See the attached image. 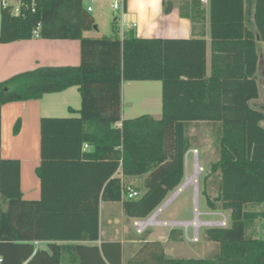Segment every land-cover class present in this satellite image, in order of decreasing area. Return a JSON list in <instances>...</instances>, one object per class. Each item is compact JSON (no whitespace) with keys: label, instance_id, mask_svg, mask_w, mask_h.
I'll list each match as a JSON object with an SVG mask.
<instances>
[{"label":"trees","instance_id":"1","mask_svg":"<svg viewBox=\"0 0 264 264\" xmlns=\"http://www.w3.org/2000/svg\"><path fill=\"white\" fill-rule=\"evenodd\" d=\"M28 4L14 15L1 2L0 42L31 39L35 30L45 39H78L81 62L1 81L0 115L5 103L72 86L81 109L80 116L41 118V195L35 200L23 197L21 161L1 156L0 120V264H264V234L256 227L264 219V210H256L264 206V111L253 104L261 94L264 0L255 1L252 20L245 0H209V75L202 37H85L96 22L83 0ZM190 5L183 4L180 15L204 24L202 0ZM149 80L163 85L161 118L123 119V82ZM201 124L214 129L217 158L210 173L218 179L217 196L203 195L210 209L230 211V225L205 231L219 252L174 257L161 240H152L123 261L121 242H100L101 202H121L130 218L150 217L183 185L190 131ZM126 176L145 177L137 197H128ZM168 239L184 240L183 229H171Z\"/></svg>","mask_w":264,"mask_h":264},{"label":"crops","instance_id":"2","mask_svg":"<svg viewBox=\"0 0 264 264\" xmlns=\"http://www.w3.org/2000/svg\"><path fill=\"white\" fill-rule=\"evenodd\" d=\"M83 1L84 3H88L86 6L88 8L91 7L92 9L90 12H92L95 9L94 6H98L101 11H104L106 3L111 1H114L111 4V6L114 8L113 4L116 0ZM167 1L168 0H159L161 11L158 16H155V18H153L152 16V7L150 0H134V6L131 9L129 8V0H123L122 2H120L121 7H119L117 10L121 11V24L124 14L127 13L130 17H137V22L141 25L143 31L140 33V35H137L134 28L124 30L121 27V33L120 35H118V37L123 38L124 36L129 34H134L137 37L141 38L156 37L188 39L202 37L207 41V71L209 75L212 54L209 0H202L203 8L206 9V22L204 24L196 22L194 23V25L189 18L182 17L180 15L181 6L184 4V6H186V9H188V7L191 6V0H171L173 2V9L169 13L166 12ZM255 1L256 0H245V9L250 20H252L254 16ZM100 15H102V13ZM94 19L96 22V17H94ZM117 19L118 18H116V20ZM117 22L118 21H116V23ZM98 28L99 24H97V28L86 31L84 33V36L97 38L98 36H96L94 32ZM114 38H117V36H115ZM80 62L81 42L78 39H45L41 37H33L31 39L18 40L7 43L0 42V82L10 78L11 76L19 72L35 69L41 66L78 65L80 64ZM125 82H123V85ZM74 90H78L79 92L77 86H72L61 92L45 94L42 98L39 99L12 101L3 104L1 107V156L3 158L19 159L21 161V189L23 192V197L25 199L35 200L39 199L41 195L40 178L37 174V168L39 167L41 162V118L80 116L79 110L81 109V106L79 107L73 105L68 101V99L70 100V97H72V95L75 96L76 91ZM59 98L62 99L59 101H62L60 103L61 105L57 102ZM58 107L68 109L71 116H54V114L52 113ZM148 114L154 118H160V116L156 117V114ZM122 118L125 119L123 111ZM19 119L20 123H23L21 129L19 128V131L15 133L14 127ZM28 126L29 135H27ZM196 127L206 126L201 124L200 126ZM86 148L89 149L88 146H85V149ZM117 175L122 176L121 170H119ZM144 178V176H126L123 177V181L127 187H133L131 186V183L137 181H141L143 185ZM178 189L179 188L175 190L176 193ZM28 196L29 198H27ZM105 203H111L113 204V206H116L115 209L109 210L107 214L109 217L118 215V217L121 218V221L123 222L122 225L126 224L129 226V220H135V218H130L124 214L121 202L102 201L100 204V242H121L122 259L123 261H125L128 258L125 256L124 251L125 240L123 238H115L110 236L108 238L104 237L102 214L103 205ZM107 225H110L109 222H107ZM155 226L159 225H152V228H154ZM109 234H111V236H114V230L109 231ZM152 240H161L163 242L162 239H147L145 241ZM36 246L46 248L47 243L38 242Z\"/></svg>","mask_w":264,"mask_h":264},{"label":"rangeland","instance_id":"3","mask_svg":"<svg viewBox=\"0 0 264 264\" xmlns=\"http://www.w3.org/2000/svg\"><path fill=\"white\" fill-rule=\"evenodd\" d=\"M113 2H107L104 11H101L98 6H94V11L90 12L93 17H96L95 25L99 24V28L94 32L98 37L114 38L121 33V11L111 6ZM87 4L85 3V5ZM101 13L102 15H100ZM116 18L118 19L116 20ZM116 21L118 22L116 23ZM259 49L260 54L264 55V42H259ZM162 87V82L159 80L126 81L122 91V111L125 119L146 113L156 114V117L160 116L161 118ZM74 91H76L75 96L72 95L68 101L80 107V94L78 90ZM60 100L62 99L57 100L59 104L62 102H59ZM253 104L258 107L264 104L262 88L260 97L254 100ZM52 114L54 116H71L69 110L63 107L56 108ZM22 123H19L20 129ZM27 131V135H29V126ZM190 132L193 136V147L186 155L184 179V182L189 180L190 183L182 191L177 193L173 191L169 194L162 203V205L167 204L158 213L156 219H151V217L158 209L146 219H130L129 226L122 225L123 222L118 215L109 217L107 214L116 206L111 203L103 205L104 237L123 238L126 257L131 256L147 239H162L166 252L174 257H213L219 252V243L207 240L205 231L209 227L230 225V211L210 209L206 197L203 195V191L206 190L213 199L217 196L218 191V179L210 173L211 164L217 158L214 129L213 127H194ZM131 186L139 192L143 189L141 181L131 183ZM256 210H264V206L257 207ZM107 222L110 225H107ZM138 222H141L142 225ZM152 225L159 226L152 228ZM175 227L183 229L184 240L171 241L168 239L171 229ZM256 227L257 231L264 234V219L258 221ZM112 230H114V236H111L112 233L109 234V231Z\"/></svg>","mask_w":264,"mask_h":264},{"label":"built area","instance_id":"4","mask_svg":"<svg viewBox=\"0 0 264 264\" xmlns=\"http://www.w3.org/2000/svg\"><path fill=\"white\" fill-rule=\"evenodd\" d=\"M32 2L34 0H31ZM123 0L119 1V2H115L113 4L114 8L115 9H118L119 7H121V3ZM2 2V5L7 8L9 7L11 12L14 14V15H21L25 9H27L29 7V0H1ZM91 7L88 8L89 11H91ZM35 36L38 37L39 36V33H38V30H35ZM128 191V197L129 198H134V197H137L140 192L133 188V187H128L127 189ZM36 245L38 244V241L35 242Z\"/></svg>","mask_w":264,"mask_h":264},{"label":"clouds","instance_id":"5","mask_svg":"<svg viewBox=\"0 0 264 264\" xmlns=\"http://www.w3.org/2000/svg\"><path fill=\"white\" fill-rule=\"evenodd\" d=\"M151 7H152V16L155 18V16H158L160 14L161 8H160V2L159 0H150ZM134 6V0H129V8L131 9ZM121 27L124 30L132 29L134 28L137 35H140V33L143 31V28L141 25L137 22L136 16H129L127 13L124 14L122 18V24Z\"/></svg>","mask_w":264,"mask_h":264},{"label":"water","instance_id":"6","mask_svg":"<svg viewBox=\"0 0 264 264\" xmlns=\"http://www.w3.org/2000/svg\"><path fill=\"white\" fill-rule=\"evenodd\" d=\"M173 9V2L171 0L167 1L166 12L169 13ZM97 28V25H95ZM258 76H259V84L264 92V56L263 54L260 55L259 59V67H258ZM259 108L264 111V104L260 105Z\"/></svg>","mask_w":264,"mask_h":264},{"label":"bare ground","instance_id":"7","mask_svg":"<svg viewBox=\"0 0 264 264\" xmlns=\"http://www.w3.org/2000/svg\"><path fill=\"white\" fill-rule=\"evenodd\" d=\"M196 177V176H195ZM189 180H187V181H185L184 183H183V185H181V187L177 190V192H180V191H182L187 185H189ZM171 200V199H170ZM167 203H165L164 205H162L158 210H157V212L151 217V219H156L157 218V215H158V213L159 212H161L163 209H164V207H165V205H166ZM141 222H138V224H140ZM141 225H142V223H141Z\"/></svg>","mask_w":264,"mask_h":264}]
</instances>
